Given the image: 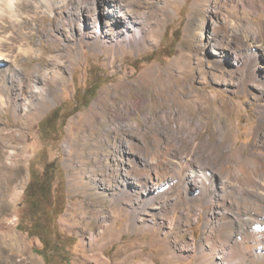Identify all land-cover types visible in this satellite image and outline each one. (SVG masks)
<instances>
[{"label": "rangeland", "instance_id": "374dc122", "mask_svg": "<svg viewBox=\"0 0 264 264\" xmlns=\"http://www.w3.org/2000/svg\"><path fill=\"white\" fill-rule=\"evenodd\" d=\"M84 1L76 9L68 4L52 15H35L34 30L21 32L13 45V55L19 44L25 52L1 61L0 75L13 63L47 84L50 96L43 103L30 97L22 103L11 94L0 112V264H195L194 254L181 248L191 232L199 239L210 210L203 208L193 222V207L180 204L171 212L160 199L140 212L146 195L127 193L121 179L127 158L141 151L121 149L126 141L151 152L155 145L167 148L170 128L182 117L200 128V139L209 134L215 140L223 126L225 144L237 140L246 155L255 131L264 140L258 110L264 106L262 71L251 80L234 59L232 67L224 61L225 52L213 53L210 43L219 25L212 10L228 18L231 30L254 15L241 5L245 0H123L132 15L149 20L147 42L134 48L94 40L97 24L102 34L109 30L101 27L105 9ZM5 96L2 91L0 98ZM144 99L129 114L121 109ZM76 130L84 140L75 137ZM45 169L52 176L49 192L28 195L27 187ZM212 212L215 217L216 205ZM184 216L191 221H182ZM259 221L253 233L264 237V217ZM247 241L264 244V238Z\"/></svg>", "mask_w": 264, "mask_h": 264}, {"label": "bare ground", "instance_id": "6f19581e", "mask_svg": "<svg viewBox=\"0 0 264 264\" xmlns=\"http://www.w3.org/2000/svg\"><path fill=\"white\" fill-rule=\"evenodd\" d=\"M79 1L0 0V69H2L1 61H7L10 57L16 58L18 53L25 52L26 48L23 49L24 47L19 44L13 55V45H16L15 40L21 32H30L35 27L36 24L32 22L35 15L49 16L56 10H64L68 4L76 9ZM89 2L85 0L83 3L87 6L91 3L103 4L105 10L102 14L105 23H101V27L106 24L111 30V33L106 30V34H102L97 24L92 32L94 40L99 39L102 45L112 41L115 46L127 44L134 48L141 47L147 42L148 16L142 13L140 17L132 15L123 0ZM241 5L254 15V19H248L242 24L235 23L233 30L229 28L230 21L225 15H219L215 10L211 11V17L219 20V25L212 30L211 50L215 54H218L220 50L225 52L223 54L226 57L221 54L224 61L231 66L234 59V62H237L236 69L244 72L251 80L256 79L257 70L260 74L262 71L261 82L264 84V0H245ZM105 11L109 13H107L108 16ZM259 16L262 17L261 20L257 19ZM84 17L82 15V18ZM96 20V23L100 24L102 19ZM2 74L0 75V93L3 91L6 96L0 98V112L11 101V94H16L15 97L13 95L14 99H19L22 103L29 102V97L43 103L50 96L47 84L41 82L39 78H28L23 70L13 63L7 66ZM55 77L51 79L53 83H57ZM256 92L255 90V95H259ZM122 95L127 98L129 91H125ZM145 102L146 99L137 101L135 105L130 103L131 106L129 102H126L121 109L124 114H129V108L143 105ZM258 110L259 122L264 126V106ZM17 115L19 118L23 117L19 113ZM25 118L28 122L33 120V117L29 115ZM199 125L200 123L198 127ZM258 128L261 129V127ZM199 129L187 117L176 118L175 127L170 128L167 138L168 147L160 149L158 145H155L152 152L148 146L139 144L132 146L133 143L126 141L121 151L131 155L132 149L136 148L141 153L131 157L128 155L127 166L124 165L125 167L122 168L124 172L121 182L125 187H129L127 193L134 192L138 198L139 195H146L147 201L140 204V212L160 199L170 205L171 212L180 204L193 207L195 212L193 222H199L203 208L206 211L210 210V217L209 213L205 214L206 218L202 223L199 239L197 240L191 232L190 242L181 248L186 255L194 254L195 264H264V244L257 245L256 242L247 241V236L255 240L264 238L254 236L253 233L260 223L259 218L264 217V155L255 153V150L264 151V140L255 131L252 143L248 147L249 155H246L244 151L247 148L237 146V140L230 145L225 144L223 126H219L214 133L217 137L215 140H211L209 134L200 139ZM74 134L79 140L85 139L81 130H76ZM209 169L211 171H208ZM120 188L123 187L120 186ZM151 193L152 196L148 197ZM215 205L217 213L214 217L215 214L212 211ZM250 211H255V215L253 214L255 217L248 215ZM136 215L135 213L134 216ZM183 220H188V217H182ZM173 221L172 215L168 220L169 228H172Z\"/></svg>", "mask_w": 264, "mask_h": 264}, {"label": "trees", "instance_id": "16d2710c", "mask_svg": "<svg viewBox=\"0 0 264 264\" xmlns=\"http://www.w3.org/2000/svg\"><path fill=\"white\" fill-rule=\"evenodd\" d=\"M55 114L56 113H54L49 118V121L54 120L53 118L56 119ZM49 168H51L50 165H49ZM47 176H49V177H47ZM51 181H52V176L48 175L47 174V170L45 169L43 174L41 175V178H37L36 181H34L33 183L29 184V186L27 187L28 195H30L32 197H35L38 194L41 195V196H44L50 190Z\"/></svg>", "mask_w": 264, "mask_h": 264}]
</instances>
